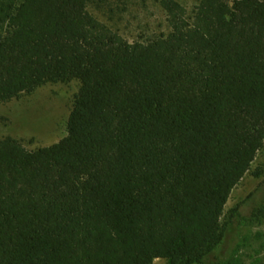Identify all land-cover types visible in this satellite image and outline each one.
I'll list each match as a JSON object with an SVG mask.
<instances>
[{
    "label": "trees",
    "instance_id": "trees-1",
    "mask_svg": "<svg viewBox=\"0 0 264 264\" xmlns=\"http://www.w3.org/2000/svg\"><path fill=\"white\" fill-rule=\"evenodd\" d=\"M107 1L0 0V105L79 84L58 144L0 141V264H205L264 148V0H161L134 42Z\"/></svg>",
    "mask_w": 264,
    "mask_h": 264
},
{
    "label": "rangeland",
    "instance_id": "rangeland-1",
    "mask_svg": "<svg viewBox=\"0 0 264 264\" xmlns=\"http://www.w3.org/2000/svg\"><path fill=\"white\" fill-rule=\"evenodd\" d=\"M161 0L91 2L88 10L130 42L169 32ZM192 11L197 0H176ZM79 84L47 85L0 105V141L14 138L30 151L51 147L68 135ZM226 237L205 264H264V148L234 189L225 208ZM154 264H169L157 259Z\"/></svg>",
    "mask_w": 264,
    "mask_h": 264
}]
</instances>
